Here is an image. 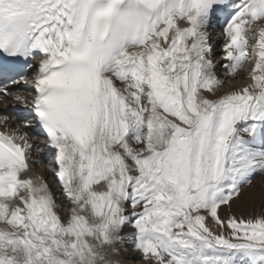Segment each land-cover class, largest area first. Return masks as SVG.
Returning <instances> with one entry per match:
<instances>
[{"label": "snow or ice", "instance_id": "snow-or-ice-1", "mask_svg": "<svg viewBox=\"0 0 264 264\" xmlns=\"http://www.w3.org/2000/svg\"><path fill=\"white\" fill-rule=\"evenodd\" d=\"M0 104V264H264V0H0Z\"/></svg>", "mask_w": 264, "mask_h": 264}, {"label": "bare ground", "instance_id": "bare-ground-1", "mask_svg": "<svg viewBox=\"0 0 264 264\" xmlns=\"http://www.w3.org/2000/svg\"><path fill=\"white\" fill-rule=\"evenodd\" d=\"M214 29H216V27H213L211 29L212 30L211 33H212L213 42H214L215 47H216V57L215 58L217 60H219L220 59V53H221V46L223 44V39L221 36V32H218L217 30H214ZM219 71L221 73H223L224 69L220 68ZM243 82L244 81L242 79L239 81H235V83H238V84H242ZM2 106L3 105L0 104V107H2ZM31 135H33L34 138L38 137V139L41 143L44 142L45 137L39 136L38 133L33 131V132H31ZM33 158L39 159L42 161L41 164L34 167L33 174L34 175H43L50 182V185H51L53 191L55 192V194L58 197H61L62 190L59 188L58 183L55 180V177L53 175L51 167L48 166V160L44 159L43 153L36 152V153H34ZM48 159H51V158L49 157ZM262 181L263 182L258 181V180L254 181V186L247 188L245 190L246 195H245L244 199L242 201H238L237 204H244V202H248L249 204L253 205L255 203L254 207L252 206L254 208V213L260 212L262 210V206H264V196H262V193H264V180H262ZM261 202H262V204L259 205V203H261ZM236 205H234L233 208ZM126 246L131 247L130 244L125 245V247ZM133 257H134L133 260H138V261L140 260V254H134ZM137 264H141V263L138 262Z\"/></svg>", "mask_w": 264, "mask_h": 264}, {"label": "rangeland", "instance_id": "rangeland-1", "mask_svg": "<svg viewBox=\"0 0 264 264\" xmlns=\"http://www.w3.org/2000/svg\"><path fill=\"white\" fill-rule=\"evenodd\" d=\"M256 180L263 182L262 180H264V179L262 177H257L255 179V181ZM261 204H262V202L259 203V205H261ZM254 205H255V203L252 205V204H249L248 202H244V204H237L233 208V212L236 215H241V214H243V215H249V214H253L254 213V208H253ZM125 248H126V251L124 252V254L121 257V259L123 261V264H137L138 262L141 263V260H139V261L138 260H133L134 254H139V253H137L132 247L126 246Z\"/></svg>", "mask_w": 264, "mask_h": 264}]
</instances>
